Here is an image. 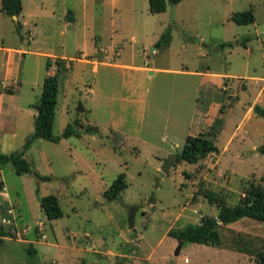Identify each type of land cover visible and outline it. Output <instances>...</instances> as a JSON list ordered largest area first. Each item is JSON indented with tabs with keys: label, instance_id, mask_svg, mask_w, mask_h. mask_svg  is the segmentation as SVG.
<instances>
[{
	"label": "rangeland",
	"instance_id": "rangeland-1",
	"mask_svg": "<svg viewBox=\"0 0 264 264\" xmlns=\"http://www.w3.org/2000/svg\"><path fill=\"white\" fill-rule=\"evenodd\" d=\"M250 9L253 23L231 20ZM167 28L169 46L152 52ZM48 56L73 58L57 97L53 134L77 119L81 136L36 139L25 154L30 173L0 165L7 203L18 206L35 249L3 241L0 252L14 256L0 264H102L103 258L106 264H256L263 221L220 224V244L183 242L178 255L180 241L170 232L217 216L206 191L233 206L252 184L264 187V118L247 113L257 92L256 104L264 108V0H181L159 13L150 12L148 0H22L16 19L1 11L0 0V154L19 150L34 130L43 79L55 71L53 64L46 69ZM117 62L170 71L150 75L104 64ZM195 70L222 72L230 86L200 87V77L188 73ZM129 89L134 98L142 93L141 103L122 99ZM214 101L225 105L227 116L215 140L219 152L197 163L175 161L160 176L164 162L195 134L196 109ZM79 103L83 112L76 111ZM120 173L128 186L109 202L103 192ZM48 194L58 197L61 218L41 217L38 198ZM243 243L252 252L238 254Z\"/></svg>",
	"mask_w": 264,
	"mask_h": 264
},
{
	"label": "trees",
	"instance_id": "trees-1",
	"mask_svg": "<svg viewBox=\"0 0 264 264\" xmlns=\"http://www.w3.org/2000/svg\"><path fill=\"white\" fill-rule=\"evenodd\" d=\"M149 10L152 13L164 12L167 3L177 4L181 0H148ZM1 11L9 16H17L22 12V0H1ZM233 20L238 25L250 24L254 22L252 10L235 12L231 15ZM17 30L20 31L22 24L19 20L16 21ZM172 35L169 28L161 33L154 47L160 48L169 46ZM248 41V38L245 39ZM55 66L53 74L46 75L43 79L41 96L39 101L34 105L36 115L34 117V130L24 140L22 147L19 150L12 151L8 154H0V165L10 163L16 174L21 175L32 172L30 163L25 158V154L31 147L32 143L39 138L58 142L61 138L70 136L80 137L81 132L78 129L79 122L75 119L72 124H67L61 135L53 134V122L55 118L57 97L64 83V79L71 72V60L66 58L56 57L53 61L50 57L46 61V69ZM225 112V105L219 108L217 115L212 123L204 132L197 135H188L185 138V143L181 153L177 154L176 163L185 161L187 163H197L200 159L207 157L212 153L218 152V147L215 145V140L220 134L226 123V117L222 115ZM253 112L264 118V108L258 104L253 106ZM89 130L97 131L96 127H89ZM118 137V135H117ZM261 153H264V146L259 148ZM34 174L43 180H49L48 176L41 175L38 172ZM190 176V175H188ZM128 184L125 179V173H120L116 179L112 181L110 186L103 192V196L109 202L116 200L121 192L127 188ZM2 186L0 185V189ZM205 196L208 203L219 207L216 217H202L199 224L187 225L177 232L171 231L170 236L182 242L198 243L206 245H218L221 243V238L217 228L220 224H228L235 222L244 217L264 222V187L258 184H252L240 200L233 206L227 205L224 200L212 191H206ZM43 213L48 220L61 218L63 210L59 203V199L54 194H48L41 198ZM221 220V223L218 222ZM3 224L0 223V235H5ZM238 252H252L246 245L241 244L236 249ZM256 264H264V249L256 252Z\"/></svg>",
	"mask_w": 264,
	"mask_h": 264
},
{
	"label": "crops",
	"instance_id": "crops-1",
	"mask_svg": "<svg viewBox=\"0 0 264 264\" xmlns=\"http://www.w3.org/2000/svg\"><path fill=\"white\" fill-rule=\"evenodd\" d=\"M8 50H9V52H12V53L17 51L15 49H8ZM155 50H156V48L153 47L152 48V52H154ZM48 57H50V56H48ZM50 58H54L55 59L56 57L52 56ZM61 58H66V57L62 56ZM66 59L67 60H71L73 58H66ZM104 64H105V66L114 67V68L123 67V68H127V69H134L136 71H148L150 75H153L155 72H158V71H170L168 68H159V67H156V66H151V67H149V66H135V65L127 64V63L123 64V63H118V62L116 64H111V63H104ZM97 69L95 68V70H93V71L97 72ZM188 73H190L192 76H199L200 77V87L202 85H205V86L211 85V86H213L215 88H218V89H221V90H225L228 86H230V83H229V80H228L229 77L226 74L222 73V72H209L207 70L202 72V71H196L195 70V71H190ZM263 80L264 79L261 78V81H263ZM129 90H130L129 93H127V95H125L124 98H122V99L125 100V101L135 100V101H138L139 103H141L142 93H138L137 94V96H140V98H134V95H132L134 93V90H132V89H129ZM88 92L92 93L93 92L92 88H90L88 90ZM260 94H258V92H257V95H256V97L254 99L255 100L254 103H252V104L250 103L249 106H248L247 113L253 111V106L256 104V101L259 100V95ZM220 105H221L220 102H215L214 101V102H211L209 104V106L204 111L196 109L197 117L196 118L194 117V121H193L194 128L196 129V132H195L194 135H197V134H199L201 132H204L206 130V128L212 123L214 117L217 115ZM122 110H126V107H123ZM196 113H195V116H196ZM225 127H226V125L224 126L223 129H225ZM218 152H219V149H218ZM11 168H13V166H11ZM0 182L2 183V188L0 189V198H1L0 199V211L2 213V217L11 218V220H12L13 217H15V219H13L12 226H9V227L8 226H5V227L3 226L4 227L3 229H4L6 234L5 235H0V243H2L3 241H15V242L29 243L30 244V246L28 248L29 252L30 253L34 252L35 249L32 246L33 242L27 238V233L24 234V232H22L23 228L27 229V231H28V228H26L27 226L22 221L20 213H16L15 212V209H18V206L14 207V205L12 206V205H9L7 203L8 194L6 192V188H5L4 184H3V182L1 180H0ZM9 209L12 210V214L11 215L8 214V210ZM41 209H42V206H41V203H40V211H41ZM40 215H41V213H40ZM13 229H17V231L20 234L19 237L15 236L14 234L9 235V230H13ZM45 239L46 238H44L43 240H45ZM182 244H183V242H182ZM91 247H92V245H91ZM238 254H240V253L238 252ZM13 256H14L13 251H2V252H0V258H13Z\"/></svg>",
	"mask_w": 264,
	"mask_h": 264
},
{
	"label": "water",
	"instance_id": "water-1",
	"mask_svg": "<svg viewBox=\"0 0 264 264\" xmlns=\"http://www.w3.org/2000/svg\"><path fill=\"white\" fill-rule=\"evenodd\" d=\"M17 16L13 15V18L16 19ZM77 112H83L84 108L81 105V103H79L78 107L76 108ZM177 160V157H171L168 158L163 166L161 167V171H160V176H162L166 171H168V169L175 163V161ZM10 167L12 166L10 163H7ZM39 202L41 203V199L38 198ZM42 206V205H41ZM137 208L136 207H132L128 213V217H127V222H128V227L129 229H132L134 227V220H135V213H136ZM43 212H41V217L43 216ZM218 222L221 223V220L218 219ZM182 246V241L179 242L176 250H175V254L178 255L179 250ZM108 261L107 259L103 258L102 259V264H106Z\"/></svg>",
	"mask_w": 264,
	"mask_h": 264
},
{
	"label": "built area",
	"instance_id": "built-area-1",
	"mask_svg": "<svg viewBox=\"0 0 264 264\" xmlns=\"http://www.w3.org/2000/svg\"><path fill=\"white\" fill-rule=\"evenodd\" d=\"M8 214H10V215L12 214V210H11V209L8 210ZM13 219H15V217H13L12 220H11V218L2 217V218H1V223H2L3 225H5V226H8V227H9V226H12ZM37 226L39 227V229H40V231H41V236H40V237H41L42 239L46 238V235H45V233L43 232V229H42V227H43V222H42V221H39L38 224H37ZM22 232L26 233V232H28V231H27V229L23 228ZM12 234H14V235L17 236V237L20 236V234H19V232L17 231V229L9 230V235H12Z\"/></svg>",
	"mask_w": 264,
	"mask_h": 264
}]
</instances>
